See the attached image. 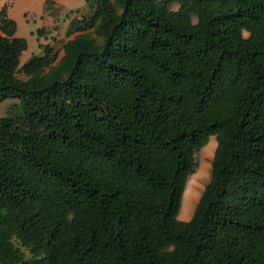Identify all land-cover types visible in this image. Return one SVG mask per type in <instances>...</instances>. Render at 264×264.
Returning <instances> with one entry per match:
<instances>
[{
	"label": "trees",
	"instance_id": "obj_1",
	"mask_svg": "<svg viewBox=\"0 0 264 264\" xmlns=\"http://www.w3.org/2000/svg\"><path fill=\"white\" fill-rule=\"evenodd\" d=\"M86 1L24 63L0 7V264H264V0Z\"/></svg>",
	"mask_w": 264,
	"mask_h": 264
},
{
	"label": "rangeland",
	"instance_id": "obj_2",
	"mask_svg": "<svg viewBox=\"0 0 264 264\" xmlns=\"http://www.w3.org/2000/svg\"><path fill=\"white\" fill-rule=\"evenodd\" d=\"M51 5L46 7L45 0H0V7L6 4V13L16 22L15 34L26 39L27 47L20 55V63L27 61L33 54L43 53L40 43L50 44L53 49L61 51L62 43L67 38L65 29L72 14L79 15L87 12L91 4L86 0H50ZM170 8H177L178 2L169 4ZM79 8L78 13L76 9ZM13 97L0 101V115L5 113L6 106ZM205 145V146H204ZM196 153L197 172L192 174L182 193L183 201L179 208V215L193 213L196 202L205 183L209 179L210 161L213 156L216 139L210 136Z\"/></svg>",
	"mask_w": 264,
	"mask_h": 264
},
{
	"label": "crops",
	"instance_id": "obj_3",
	"mask_svg": "<svg viewBox=\"0 0 264 264\" xmlns=\"http://www.w3.org/2000/svg\"><path fill=\"white\" fill-rule=\"evenodd\" d=\"M58 52H59V55H60L62 53V50L58 51ZM211 136H214V135H211ZM191 216H192V213H189V214H186V215L181 214L178 218L186 220V219H189Z\"/></svg>",
	"mask_w": 264,
	"mask_h": 264
}]
</instances>
